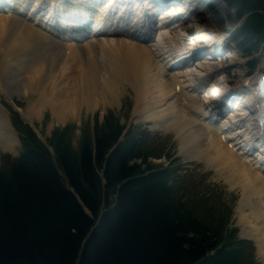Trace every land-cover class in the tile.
Returning <instances> with one entry per match:
<instances>
[{"label": "trees", "instance_id": "trees-1", "mask_svg": "<svg viewBox=\"0 0 264 264\" xmlns=\"http://www.w3.org/2000/svg\"><path fill=\"white\" fill-rule=\"evenodd\" d=\"M224 1L248 13L243 44L264 37V0ZM20 126L22 151L0 172V264H244L241 244L192 215L167 170L135 162L141 140L118 142L119 125L95 126L77 149L68 128L44 144Z\"/></svg>", "mask_w": 264, "mask_h": 264}, {"label": "bare ground", "instance_id": "bare-ground-1", "mask_svg": "<svg viewBox=\"0 0 264 264\" xmlns=\"http://www.w3.org/2000/svg\"><path fill=\"white\" fill-rule=\"evenodd\" d=\"M51 1L31 0L24 6L22 0H14L9 7L0 6V94L10 101L13 96H29L25 108L19 110L29 123L33 118L41 119L47 109L52 121L62 124L71 118L80 122L82 110L92 113L101 105L118 106L121 96L129 88L134 97L133 114H144L142 120H151L155 127L163 126L173 131L182 154L191 160L202 161L223 177L228 187L241 191L237 225L244 237L256 243L258 255L264 258V144L239 145L241 156L226 148L227 143L234 145L238 140H229L233 133L218 132L225 124L212 122L215 117L213 102L209 100L210 103L203 104L190 91L196 86L191 76L199 74L198 71L179 67L169 69L165 55L177 50V46L175 37L172 39L167 30L160 29L154 40L148 34H141V30L136 35L130 34V38L125 34L131 31L132 19L125 28L128 16L123 12L115 18L110 17L97 36L79 39L85 33L73 29L67 11L71 8L80 10L77 18L84 20L82 11L86 8L82 7L91 6L93 2L74 0L76 6L64 7L67 23L62 25L61 32H53L51 18L45 19L44 13L39 19L33 17L42 5L51 4ZM178 4L173 2L168 14L180 12L182 9L175 6ZM21 9L26 16L18 13ZM101 16L104 14L96 18V26H100ZM193 17L191 13L184 14L178 21L193 26L201 33V38L207 33H216V27H197ZM142 24L137 27L142 29ZM53 28L58 29L57 26ZM230 62L236 65V61ZM219 65L218 61L211 62L204 70L218 69L220 74L226 73ZM227 81L221 75L214 84L216 92L223 90ZM211 110L214 113L210 116ZM259 110L264 115V102ZM195 117L211 120V123L200 122ZM17 143L16 132L0 101V150L14 151ZM260 150L263 153H259Z\"/></svg>", "mask_w": 264, "mask_h": 264}, {"label": "rangeland", "instance_id": "rangeland-1", "mask_svg": "<svg viewBox=\"0 0 264 264\" xmlns=\"http://www.w3.org/2000/svg\"><path fill=\"white\" fill-rule=\"evenodd\" d=\"M207 1L213 3L212 6L218 11V15L207 11L206 4L208 3L206 1L195 0L196 13L193 11L191 14L194 16V20H197V27L210 24V26L222 28L225 34L230 36L228 32L231 28L226 24L220 27L216 20V16L224 18L223 13H229V10L223 2H218V0ZM231 16L233 19L235 18L233 14ZM189 30H194V28H189ZM228 44V47L226 45L227 49L231 50L233 54L241 55L242 51L234 41L231 40ZM257 58L261 60L259 65L264 69V45L262 44L259 45ZM226 62L228 61L223 64L220 63L219 66L222 67V71L227 73L224 69V64H226L231 80H233L234 75L246 70L244 67H235L236 65L230 64V61L229 66ZM28 98L29 96L25 98L13 96L12 101H10L0 94V101L9 115L18 140L14 151L0 150V172L7 171L21 153L22 146L19 135L22 127L17 123V119L30 124L32 129L36 130L38 138L45 144H47L51 132L55 128H70L71 143L74 149L78 148L83 137H92L95 126H103L106 121L109 122L111 127L121 125V135L123 136L137 135L139 137V133H143L138 150L139 155L146 157L142 158L146 160L145 165L151 164L155 167V170L165 169L168 171L170 175L167 179V185L175 190L176 195L192 215L204 223L213 224V229L223 225L225 228L223 234L226 233V237H230L232 242L240 240L239 243H242L243 241L244 243L240 248L244 264L263 263L264 258L258 255L256 243L250 241L252 239L244 237L241 227L237 225V209L240 203L241 191L239 192L238 188L228 187L223 177L217 175L214 169L206 167L202 161L191 160L182 154L179 140L173 131L165 129L163 126L155 127L154 122L151 120H142L144 114H133L134 97L129 88L121 96L118 106L101 105L92 113H86L82 110L80 122L77 118H71L62 124L52 121L51 114L47 109L41 119L33 118V122H25L19 110L25 108V102ZM136 163H139L142 167L144 166L143 161L136 160Z\"/></svg>", "mask_w": 264, "mask_h": 264}]
</instances>
